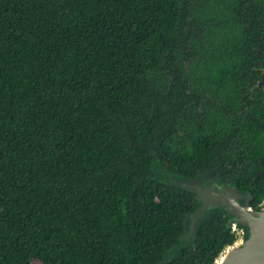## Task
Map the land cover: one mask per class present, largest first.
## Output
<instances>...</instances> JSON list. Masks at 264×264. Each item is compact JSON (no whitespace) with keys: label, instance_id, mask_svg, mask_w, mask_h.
<instances>
[{"label":"trees","instance_id":"16d2710c","mask_svg":"<svg viewBox=\"0 0 264 264\" xmlns=\"http://www.w3.org/2000/svg\"><path fill=\"white\" fill-rule=\"evenodd\" d=\"M263 76L264 0H0V264H217L246 234L166 260L197 198L152 168L261 210Z\"/></svg>","mask_w":264,"mask_h":264},{"label":"water","instance_id":"95a60500","mask_svg":"<svg viewBox=\"0 0 264 264\" xmlns=\"http://www.w3.org/2000/svg\"><path fill=\"white\" fill-rule=\"evenodd\" d=\"M152 171L155 180L194 193L197 198L196 210L186 215L185 232L166 260L189 246L195 248L202 227L210 225L215 217L224 216L225 230L241 227L247 238L228 248L217 264H264V207L261 210L251 207L252 194L239 189L238 178L225 180L220 165L197 179L170 174L157 165Z\"/></svg>","mask_w":264,"mask_h":264},{"label":"rangeland","instance_id":"374dc122","mask_svg":"<svg viewBox=\"0 0 264 264\" xmlns=\"http://www.w3.org/2000/svg\"><path fill=\"white\" fill-rule=\"evenodd\" d=\"M236 229H238V228H236ZM233 230H234V229H233ZM242 235H243V234H242ZM243 239H244V238L241 236L240 241L243 240Z\"/></svg>","mask_w":264,"mask_h":264}]
</instances>
